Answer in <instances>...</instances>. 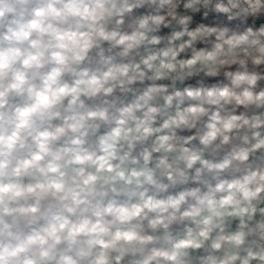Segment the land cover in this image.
<instances>
[{
    "label": "clouds",
    "instance_id": "obj_1",
    "mask_svg": "<svg viewBox=\"0 0 264 264\" xmlns=\"http://www.w3.org/2000/svg\"><path fill=\"white\" fill-rule=\"evenodd\" d=\"M0 264H264V0H0Z\"/></svg>",
    "mask_w": 264,
    "mask_h": 264
}]
</instances>
